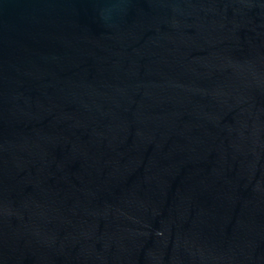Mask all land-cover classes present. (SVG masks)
Here are the masks:
<instances>
[{
  "label": "water",
  "instance_id": "95a60500",
  "mask_svg": "<svg viewBox=\"0 0 264 264\" xmlns=\"http://www.w3.org/2000/svg\"><path fill=\"white\" fill-rule=\"evenodd\" d=\"M0 264H264V0H0Z\"/></svg>",
  "mask_w": 264,
  "mask_h": 264
}]
</instances>
